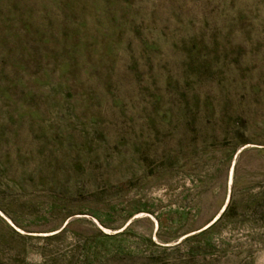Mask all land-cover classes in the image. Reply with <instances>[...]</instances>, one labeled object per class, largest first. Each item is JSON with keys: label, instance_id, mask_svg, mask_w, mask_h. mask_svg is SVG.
<instances>
[{"label": "rangeland", "instance_id": "rangeland-1", "mask_svg": "<svg viewBox=\"0 0 264 264\" xmlns=\"http://www.w3.org/2000/svg\"><path fill=\"white\" fill-rule=\"evenodd\" d=\"M0 264H264V0H0Z\"/></svg>", "mask_w": 264, "mask_h": 264}]
</instances>
